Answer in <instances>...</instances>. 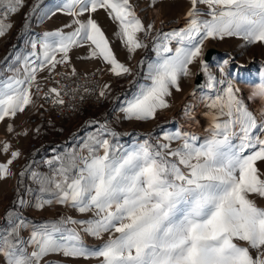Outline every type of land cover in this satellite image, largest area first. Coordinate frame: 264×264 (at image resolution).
<instances>
[{
  "label": "snow or ice",
  "instance_id": "obj_1",
  "mask_svg": "<svg viewBox=\"0 0 264 264\" xmlns=\"http://www.w3.org/2000/svg\"><path fill=\"white\" fill-rule=\"evenodd\" d=\"M190 4L185 27L157 34L156 58L147 63L144 73L147 82L138 84L119 110L126 120L155 119L170 107L166 97L171 90L181 91V77L193 76L190 66L198 63L206 87L215 92L203 97L212 120L210 137L199 142L194 134L176 129L162 131L155 143L150 134L125 148L112 142L109 137L118 134L106 123L95 122L98 127L79 151L45 161L49 173L36 171L31 164L20 172L21 178L28 176L40 193L50 197H38L37 210L60 204L92 216L60 217L33 226L17 210L27 203L21 198L16 208L5 213L6 226L0 227L3 264H41L50 254L98 258L101 264H264V207L250 198L264 199V172L257 165L264 162V109L258 119L237 95L240 89L232 81L239 73L226 70L233 58L218 60L204 48L206 41L233 36L242 38L245 46L264 44V0H190ZM199 4L207 6V13L200 11ZM24 6V0H0V16L7 18ZM37 8L39 4L33 5L29 13ZM100 9L117 24L115 35L129 58L146 47L137 34H147L152 25L145 28L130 0H65L57 11L72 17L71 22L33 41L20 67H9L12 75L0 79V122L32 105V87L40 90L37 72L51 73L57 65L69 63L75 47L87 44L88 58L102 60L114 76L131 74L93 18ZM85 14L87 19H81ZM48 15L44 12L41 18ZM203 15L209 18L201 19ZM12 26L0 19V37ZM50 94L54 103L63 104L57 88H50L44 98ZM248 99L264 105V69ZM190 110L191 106L185 107L186 113ZM6 131L11 134L15 129L9 124ZM0 154L8 156L0 162V179H5L12 175L10 166L21 153L4 140ZM24 231H29L27 238L21 235ZM81 233L97 239L110 235L98 249H90Z\"/></svg>",
  "mask_w": 264,
  "mask_h": 264
},
{
  "label": "rangeland",
  "instance_id": "obj_2",
  "mask_svg": "<svg viewBox=\"0 0 264 264\" xmlns=\"http://www.w3.org/2000/svg\"><path fill=\"white\" fill-rule=\"evenodd\" d=\"M130 4L133 6L138 18L142 21L145 28H147L149 24L152 25L151 31H148L147 34L144 32L137 34L138 38L143 42V44L146 45V47L138 49L131 55V58H129V53L127 52L126 48L120 43V40L115 35L118 30L117 24L111 20L107 13L102 9L92 14L93 18L101 26L106 37L108 38L117 59L121 63H124L126 66L131 68L132 72L130 75L119 77L114 76L108 70L109 66L106 65L102 60L88 58L89 46L87 44L82 47L73 48L69 53L70 62L57 65L56 69L52 71L56 73L59 68H76L88 71H98L104 77L101 86L102 91L105 93L103 95L105 106L102 110H100L98 113H91L89 115L84 113L78 116L73 123L64 125L65 134L62 133L64 135L61 136V138L54 139V134H51L53 132L49 131L50 126L47 124L42 126L43 122L47 121L51 123L52 121L50 118H43L42 106L39 104L36 93L31 89L34 103L28 106L23 113H17L14 118H6L3 122H0V141H9L11 144V150H19L21 153L20 157L10 166L12 175L5 179H0V186L3 184L2 182L4 180L6 183L5 194L0 195V209L2 208L1 206H4L6 202H8L7 205L10 206L12 204H16V202L22 198L27 203L24 207L18 208L17 210L20 213L22 209L27 210L23 211V213H25L24 215L22 213L21 214L26 219L29 217L32 222L35 216L37 217L36 213H34V211H37L35 204L41 193L39 191V186L33 183L32 180L28 178V176H25V184L23 187L26 188V192L23 196L16 195L17 192H21L22 190L21 185L23 182L20 181V172L27 168L29 164H31V167L34 170L41 173H49L50 169L45 161L59 156L53 153L52 147H54L55 144L60 145L62 142L64 145H67L69 139H73V137L78 134V131H81L83 134H89L90 130L93 129L92 133L95 132L96 127H98V124L95 122L106 123L108 128L118 134L116 138L109 137L112 139V142L114 144L118 143L119 145H123L125 148L131 147L145 140L143 134L151 133L153 138L152 142L155 143L162 131H175L176 129H181L190 134H194L199 138V142H203L205 138L210 137L209 128L211 127L212 120L209 114V109L205 107L203 97L206 95H215V92L210 91L206 87V78L203 73L199 72L198 63L190 66L194 74L193 76L181 77V91H176L175 89L171 90V96L166 97L170 107L159 111L155 119L146 121L124 119V114L119 109L121 108L122 103L126 99L131 98L137 89L122 99L119 96L122 93V87L127 85L134 77L135 67L138 59L140 57H146V64L151 60H154L156 58V53L153 49V42L157 34L167 33L172 30L185 27L187 24L186 13L191 7L190 0H130ZM198 8L203 13H207L208 11L207 6L203 4H199ZM9 16L10 14L7 17ZM34 16L35 14L30 16V22H32L33 25H35V21L37 20V17ZM66 16L67 15H64L62 12H59L53 16L52 20H62L66 18ZM208 18L209 17L207 15L201 16V19ZM81 19H87V14L81 17ZM54 30H56V28L39 30L37 27H35L32 31H29V33L26 35V39L28 42L38 41L42 37L43 33ZM0 39H6V34L0 37ZM6 42L10 45H15L22 42V38H20L19 33L14 32L10 39ZM172 47H176L175 42L172 43ZM204 48L205 50L207 48L215 49L216 52L213 54V56L218 60H223L224 58L229 57L233 58L231 64L226 70H231L234 74L237 72L239 73L238 76H236V78L232 81L233 85L240 89V92L237 95L244 100L249 110L257 115L259 119V113L262 109H264V105H262L258 99L249 100L248 97L252 86L259 82L261 70L264 69V44L257 43L245 46V41L242 38L233 36L225 37L224 39L206 41ZM75 61L81 64H90L92 65V68L86 69L84 67H76ZM146 64L142 68V74L138 84L142 82L146 70ZM211 70L213 74L217 75L219 78L218 69L213 66ZM48 74H50V72L47 69L38 71L37 80ZM197 78L200 81L198 83V87H195L194 81ZM106 85L108 86L107 88H105ZM193 92H195L194 95ZM186 106H191V110L187 113L185 112ZM111 108L113 111L108 114ZM9 124L14 127V133L9 134L6 131ZM23 131H27L28 134L20 136L15 134L17 132ZM131 132H133V136L131 135ZM56 135L57 137L60 136L57 133ZM147 137L149 138V136ZM74 140L75 139L72 141ZM74 143L75 145L67 147L68 150L70 148V150L75 149L76 151H79L80 145L84 143V140L76 139ZM179 143L180 141H177L173 143L172 146L176 147ZM84 154L86 155L87 153L85 152ZM7 159V155L0 154V162H4ZM257 165L260 171L264 172V162H257ZM261 178L264 179V176ZM0 190H2L1 187ZM250 198L254 199L258 206L264 207V199H261L255 195H252ZM10 199H12V201H9ZM7 205L3 209L0 222L4 219L5 213L9 210L6 209ZM48 207L51 208L52 206H47V208ZM76 229H80V226L78 225ZM81 235L83 237L84 243L90 249H98L100 246H102V244L99 246L96 244L94 247V243L87 238L85 233H81ZM240 243L243 246V242ZM80 264H101V260L98 258L94 259L93 261L88 259L81 260Z\"/></svg>",
  "mask_w": 264,
  "mask_h": 264
},
{
  "label": "crops",
  "instance_id": "obj_3",
  "mask_svg": "<svg viewBox=\"0 0 264 264\" xmlns=\"http://www.w3.org/2000/svg\"><path fill=\"white\" fill-rule=\"evenodd\" d=\"M65 2V0H24L25 6L22 8V10H20L18 13L16 14H10L9 17L4 18L2 16H0V19H3V22L5 24H9L11 23L13 26L11 27V29L7 30L6 32V39H0V79L2 78H6L7 76H9L10 74L7 73L8 72V68L12 67V68H19L20 67V63L19 61L23 60V57L25 55H27L29 52L32 51V41L28 42L26 39V35L29 33V31H32L33 28L37 27L39 30H45L48 28H62L65 24H68L71 22V17L66 16V18L62 19V20H52L53 16L56 15V13L58 14L60 11H57L58 8H61L63 6V3ZM35 4H39V8H37L36 12L34 13L35 16L37 17V20L35 21V25L32 24V22H30V16L32 15V13H29L30 8L33 7V5ZM158 11V10H157ZM47 12L49 15L47 18H41V15ZM55 13L54 15H52V13ZM28 13V18L27 21H25V14ZM34 16V17H35ZM158 17V15H157ZM156 22V21H155ZM75 27V26H73ZM71 28H65L64 31H71ZM16 32L19 33L20 38H22V42L15 44V45H10L8 44L6 41L10 39V37L12 36V34ZM152 36V34H151ZM7 43V44H6ZM38 51V48H37ZM152 61V60H151ZM75 66L76 67H84L86 69L92 68V65H86V64H81V63H77L75 61ZM147 67V64H146ZM145 67V69H146ZM11 73V72H10ZM12 75V73H11ZM194 80V79H193ZM147 81H145L144 77L142 79L141 83H146ZM132 97V96H131ZM86 113V112H84ZM81 113L78 116L84 114ZM89 115V113H86ZM50 120L52 121L50 122H43L44 126L45 124L50 126V132H53L51 134H54V139L55 138H61V136H63L65 134V127L64 125H67L65 123H59L57 121H55L54 119L50 118ZM40 126V125H39ZM93 130V129H92ZM92 130H90L89 134L92 133ZM56 133L60 136L57 137ZM64 133V134H62ZM89 134H83L81 133V131H78V134H76V136L74 137L75 140L76 139H80V140H86L88 138ZM66 137V136H65ZM73 139H69L67 145H64V143L62 142L60 145L55 144L54 147H52V151L53 153H55L56 155H63L66 152L70 151V148L68 150L67 147H71L74 144H72ZM57 143V141H56ZM59 148V149H58ZM56 152H55V151ZM3 184H1V194L3 195L6 192V183L5 180L2 182ZM44 195L45 198H50L48 196V194H42ZM39 195V197L41 196ZM9 201H12V199H10ZM8 204V202H6L4 204V206H1L2 208L0 209V219L3 213V209L4 207ZM51 208H47V206H45L42 210H37L34 211V213H36L37 217L35 216L34 220H32V222H30L33 226H39L41 225L43 222L48 221V220H56L60 217H73L75 219H88L92 216V213H87L84 215L79 214L75 209L71 208V207H65L63 205L60 204H53L51 205ZM23 211H27L25 209H22L21 213L24 215L25 213H23ZM29 218V217H28ZM6 226V223L3 225L1 224L0 227ZM70 227H75L78 225H68ZM75 227V228H77ZM79 230V229H77ZM21 235L25 238H27L29 236V231H24L21 233ZM87 235V234H86ZM109 233H105L103 235V237L101 239H97L94 238L92 236L87 235V238L90 239V241H92L95 245L97 244L98 246L103 244L108 238H109ZM111 235H118L115 233H112ZM97 246V247H98ZM97 249V248H96ZM29 251H31V249H29ZM96 258H89L88 260L93 261ZM81 260H87V259H83V258H71V257H64L62 254H50L47 257L44 258V261H47L48 264H80ZM101 260V259H99ZM44 261L41 262V264H44ZM0 264H3L2 258H0Z\"/></svg>",
  "mask_w": 264,
  "mask_h": 264
},
{
  "label": "built area",
  "instance_id": "obj_4",
  "mask_svg": "<svg viewBox=\"0 0 264 264\" xmlns=\"http://www.w3.org/2000/svg\"><path fill=\"white\" fill-rule=\"evenodd\" d=\"M59 68L43 78L37 80L40 90L36 86L32 90L36 93L39 104L42 106L43 118H52L57 122L71 124L81 113H98L105 106L104 96H101L103 77L98 71ZM7 73H10L8 71ZM50 88H57L63 104L54 103V96L47 99L45 93Z\"/></svg>",
  "mask_w": 264,
  "mask_h": 264
},
{
  "label": "trees",
  "instance_id": "obj_5",
  "mask_svg": "<svg viewBox=\"0 0 264 264\" xmlns=\"http://www.w3.org/2000/svg\"><path fill=\"white\" fill-rule=\"evenodd\" d=\"M144 61V65L146 64V62H147V58L145 57H140L139 59H138V61H137V63H136V67H135V72H134V77L130 80V82L127 84V85H124L123 87H122V89H121V91H122V93H121V95L119 96L121 99L122 98H124L125 96H127V95H129V94H131V93H133L136 89H137V85H138V83L140 82V78H141V74H142V68L143 67H141V65H140V62L141 61ZM143 65V66H144ZM107 101H108V98H107ZM114 108V107H113ZM111 111H113L112 110V108L109 110V113L108 114H110V112ZM91 120H94V119H91ZM150 134L151 133H147V134H143V137H145V139H148V137L147 136H150ZM131 135L133 136L134 134H133V132H131ZM152 135V134H151ZM140 136V135H139ZM73 139H75L74 137H73ZM75 141V140H74ZM74 141L72 142V144H74L75 145V143H74ZM77 143H79V142H77ZM24 177L23 178H21L20 179V181L21 182H23L22 183V190H21V192L19 191V192H17V194L16 195H24V193L26 192V188H24L23 186H24V184H25V182H24ZM19 181V180H18ZM17 207V204H12V205H7V207H6V209H10V208H16ZM28 219V221H30L31 222V219H29V218H27ZM6 223V221L3 219L1 222H0V225L1 224H5Z\"/></svg>",
  "mask_w": 264,
  "mask_h": 264
},
{
  "label": "water",
  "instance_id": "obj_6",
  "mask_svg": "<svg viewBox=\"0 0 264 264\" xmlns=\"http://www.w3.org/2000/svg\"><path fill=\"white\" fill-rule=\"evenodd\" d=\"M206 53H208L209 56H213V54L216 52L215 49H211V48H207L205 50ZM199 79L197 78L195 81H194V86L195 87H198V83H199Z\"/></svg>",
  "mask_w": 264,
  "mask_h": 264
},
{
  "label": "bare ground",
  "instance_id": "obj_7",
  "mask_svg": "<svg viewBox=\"0 0 264 264\" xmlns=\"http://www.w3.org/2000/svg\"><path fill=\"white\" fill-rule=\"evenodd\" d=\"M158 15V14H157ZM103 77V76H102ZM103 79H104V77H103ZM243 97V96H242Z\"/></svg>",
  "mask_w": 264,
  "mask_h": 264
}]
</instances>
